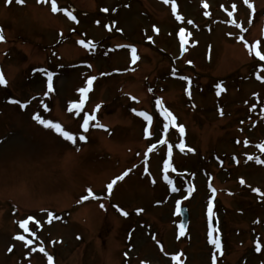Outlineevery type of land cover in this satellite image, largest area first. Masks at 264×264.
<instances>
[{
    "label": "rangeland",
    "instance_id": "1",
    "mask_svg": "<svg viewBox=\"0 0 264 264\" xmlns=\"http://www.w3.org/2000/svg\"><path fill=\"white\" fill-rule=\"evenodd\" d=\"M56 3L76 19L53 13L51 0H0V264H49V256L51 264H213V256L215 264H264V60L253 62L249 50L258 42L264 55V0ZM124 43L137 49H117ZM81 88H89L83 105L69 110ZM85 113L95 115L87 131ZM34 116L61 124L75 142ZM89 188L97 199L77 203ZM209 200L220 249L208 241ZM177 201L189 214L184 235ZM119 210L144 213L119 219ZM47 211L71 214L42 225L36 243L17 238L20 222L32 214L40 223ZM55 238L56 250L45 241ZM110 240L134 258L110 254Z\"/></svg>",
    "mask_w": 264,
    "mask_h": 264
},
{
    "label": "snow or ice",
    "instance_id": "2",
    "mask_svg": "<svg viewBox=\"0 0 264 264\" xmlns=\"http://www.w3.org/2000/svg\"><path fill=\"white\" fill-rule=\"evenodd\" d=\"M7 2H9V0H6V3ZM23 2H24V0H17V3H23ZM37 2L38 3L39 2H46V0H37ZM164 2L165 3H168L169 0H164ZM245 2L247 3V0H245ZM248 6L250 8L252 7L251 4H249ZM172 10H173V13L175 14L176 7H175V4L174 3H173ZM51 11L53 13H55L57 11L64 12L70 19H73V20L76 19V17L72 14L71 11L66 10L64 8H58L57 3H56V0H51ZM105 11H107V9H105ZM205 14L207 15V13H205ZM176 18L178 20L180 19L179 16H177ZM189 23H191V21ZM180 31L183 32L184 30L181 29ZM3 39H4V37L2 35V31H0V40H3ZM149 39H151V38H149ZM240 39H243V37H240ZM78 43L84 44V41L81 40V41H78ZM257 44H258V42H257ZM257 44H253L251 46L250 54H251V51L252 50H255L257 48ZM246 46H247V42H246ZM132 51L135 52V49L133 48ZM255 56L259 57L260 60H264V55H262L259 51H255ZM134 58H138V57H134ZM258 78H260V77L258 76ZM94 79H95V77H89L88 80L86 81V83L90 86L92 84V81ZM5 83H6V81H5L4 77H3V74L0 73V85H3ZM47 87H48V90L49 91H51L52 88H53V84H52V74L51 73L48 74ZM216 88L218 90L217 91V95H219V90H221V85L220 84H217L216 85ZM88 90H89V88H81V89H79V91L81 93V99H80L79 103H75V104L70 105L69 110H71L73 108H75V109H80L81 108V105L84 103V96H83V94L85 92H87ZM186 91H187V89H186ZM45 94H47V93H45ZM12 102L19 103L18 101H12ZM156 103H157V105H159L160 104V100L158 99L156 101ZM21 107L23 108L24 105L21 104ZM98 107L99 106H97V108ZM140 114L145 118V120H150L151 119V117L147 113H143L142 112ZM164 115H165L166 119L169 122H171L174 119V117L172 116V113L169 112V111H167L166 109L164 110ZM33 118L36 121H38L40 124L44 125L45 127H48L50 129L54 130L56 133H58L59 135H61L65 140L75 142L74 134L72 132H70V131L64 130V128L61 126V124H59V123H53L52 121H48V120H42L39 116H34ZM92 119H95V115L94 114L90 116L87 113H85L84 116H83V122L81 123L80 127L83 128L85 131H87V128L89 126V121L92 120ZM97 126H99V127H105L104 125H97ZM167 126L168 125L165 124V127H167ZM179 128H180V131L183 132V126H179ZM145 134L146 135H150V133L148 131V128H145ZM79 139L80 140H85L86 137L83 136V135H80ZM177 147H179L181 149V151H183V145H177ZM189 150L191 151L192 149H189ZM262 150H264V149H262ZM249 159H252V157H249ZM257 162H261V161L257 160ZM169 167H171L169 161L168 160H165L164 161V168L165 169H168ZM124 175H127V172L123 173L121 176L115 177L111 182H109L106 185L107 190H109V192H110L112 190L114 184L118 180H121ZM165 179L167 180L168 178L165 177ZM243 182L244 181L241 180V183H243ZM169 183H171V181H169ZM172 190L175 191L176 189L173 188ZM252 190L253 191H259L258 189H252ZM189 191H191V189H189ZM86 192H87V195H82L80 197V199L77 201V203H81L84 200H87L89 198L97 199V197L93 194V192H92V190L90 188L89 189H86ZM179 204H180V201H177V206H178L177 207V211H179ZM100 207H104V205L101 204ZM121 211H122V214L127 215V212H123V210H121ZM138 211H142V210H138ZM207 213H208V216L209 217L212 216V213H213V202H212V200H209L208 201V204H207ZM32 219H33V217H28V220H32ZM27 222H28L27 220L22 221L21 222V225H20L21 227L25 228V231L28 230L27 227H26ZM181 228H183L182 225H181ZM214 231L217 232V235L215 236V238H213V232ZM181 235H183V232H181ZM17 238L20 239V240H24L25 239L24 236H18ZM208 241H209V243L213 244L216 249H220L221 248V242H220V237H219V234H218V230L215 229L211 224H209V227H208ZM29 243H31V241H29ZM257 250H259V248H257ZM41 251H43V249H41ZM173 259L175 260V259H177V257L174 256ZM215 260H216V257L213 256V264H215ZM48 261H49V264H51V261H52V257L51 256L48 257Z\"/></svg>",
    "mask_w": 264,
    "mask_h": 264
},
{
    "label": "water",
    "instance_id": "3",
    "mask_svg": "<svg viewBox=\"0 0 264 264\" xmlns=\"http://www.w3.org/2000/svg\"><path fill=\"white\" fill-rule=\"evenodd\" d=\"M180 214H181V218H182L181 225L184 228V226L186 224V220H187V215L185 213V209L184 208L181 210Z\"/></svg>",
    "mask_w": 264,
    "mask_h": 264
}]
</instances>
